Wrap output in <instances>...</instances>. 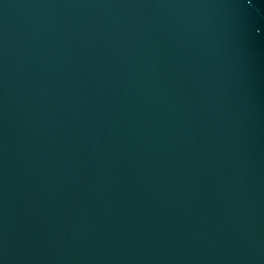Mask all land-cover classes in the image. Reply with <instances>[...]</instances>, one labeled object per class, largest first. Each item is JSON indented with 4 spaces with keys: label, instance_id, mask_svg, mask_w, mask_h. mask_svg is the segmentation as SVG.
Instances as JSON below:
<instances>
[{
    "label": "water",
    "instance_id": "95a60500",
    "mask_svg": "<svg viewBox=\"0 0 264 264\" xmlns=\"http://www.w3.org/2000/svg\"><path fill=\"white\" fill-rule=\"evenodd\" d=\"M0 264H264V0H0Z\"/></svg>",
    "mask_w": 264,
    "mask_h": 264
}]
</instances>
